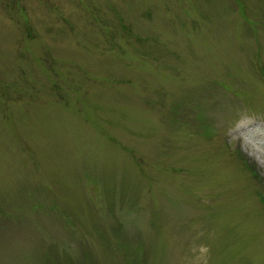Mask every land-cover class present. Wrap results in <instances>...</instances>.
<instances>
[{"label":"rangeland","instance_id":"374dc122","mask_svg":"<svg viewBox=\"0 0 264 264\" xmlns=\"http://www.w3.org/2000/svg\"><path fill=\"white\" fill-rule=\"evenodd\" d=\"M0 264H264V0H0Z\"/></svg>","mask_w":264,"mask_h":264}]
</instances>
